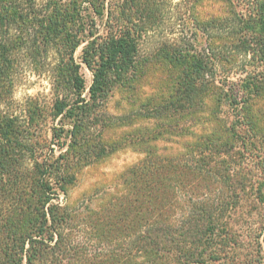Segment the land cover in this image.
<instances>
[{"label":"trees","instance_id":"obj_1","mask_svg":"<svg viewBox=\"0 0 264 264\" xmlns=\"http://www.w3.org/2000/svg\"><path fill=\"white\" fill-rule=\"evenodd\" d=\"M0 264H264V0H0Z\"/></svg>","mask_w":264,"mask_h":264},{"label":"rangeland","instance_id":"obj_2","mask_svg":"<svg viewBox=\"0 0 264 264\" xmlns=\"http://www.w3.org/2000/svg\"><path fill=\"white\" fill-rule=\"evenodd\" d=\"M150 45H151L150 42H144L142 47L145 50L147 47L149 48ZM79 53H80V47L75 52V57L77 58V60ZM80 70L86 80V85H89L91 81L90 71L83 64H81ZM13 96L15 101L18 102H21L23 98H25L26 96H38L39 98H41V101L43 100L48 101L50 99V83L45 76H37L28 71H25L20 76V79L16 84ZM113 109H114V104L111 101L109 102L105 111L107 113H111ZM115 133L116 132L111 133L108 131L105 132V136L110 137ZM136 157L137 155L132 153L131 150L129 149L117 152L113 157H110L103 164L94 166L93 168L95 169L91 168L88 173L84 174L80 178L79 188H77L76 191L72 193V195L76 196L77 194H80L84 190V188L88 186L90 182H92L97 177H100V174L102 172L106 175H111L112 173L118 172L122 169V167H124L127 164H130L131 161L135 160ZM254 218L255 217L249 219H254ZM240 229L241 231H243L244 237H246L247 239V234L249 233L247 230V226L242 225ZM245 251L246 250H244V252ZM254 253L255 252H253V255Z\"/></svg>","mask_w":264,"mask_h":264}]
</instances>
